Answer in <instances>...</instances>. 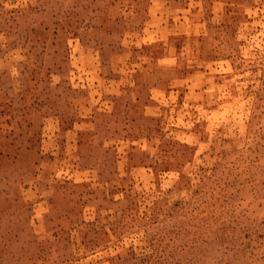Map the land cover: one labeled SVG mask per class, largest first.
<instances>
[{"label":"rangeland","instance_id":"rangeland-1","mask_svg":"<svg viewBox=\"0 0 264 264\" xmlns=\"http://www.w3.org/2000/svg\"><path fill=\"white\" fill-rule=\"evenodd\" d=\"M0 264H264V0H0Z\"/></svg>","mask_w":264,"mask_h":264},{"label":"crops","instance_id":"crops-1","mask_svg":"<svg viewBox=\"0 0 264 264\" xmlns=\"http://www.w3.org/2000/svg\"><path fill=\"white\" fill-rule=\"evenodd\" d=\"M159 13V12H158ZM154 14H155V11L153 10V14H151L152 16H154ZM151 17V16H150ZM152 18V17H151Z\"/></svg>","mask_w":264,"mask_h":264}]
</instances>
